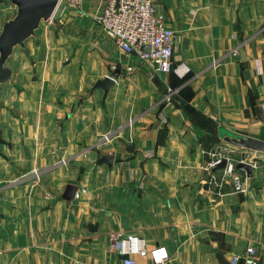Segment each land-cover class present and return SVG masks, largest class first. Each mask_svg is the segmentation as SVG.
Returning <instances> with one entry per match:
<instances>
[{
	"label": "crops",
	"instance_id": "crops-1",
	"mask_svg": "<svg viewBox=\"0 0 264 264\" xmlns=\"http://www.w3.org/2000/svg\"><path fill=\"white\" fill-rule=\"evenodd\" d=\"M99 1L83 0L76 22L90 27L99 50L87 73L118 70L107 91L78 99L69 88L17 82L14 56L31 55L46 71L56 60L33 41L38 34L10 55V109L0 105V264H121L112 231L164 247L158 264H230L248 246L264 264V159L220 134L264 142V0H153L174 30V64L189 67L183 75L120 50L92 19ZM227 144L232 159L252 156L257 167L246 191L226 180L215 197L205 165ZM99 155H113L112 164H98ZM68 183L79 190L72 200L62 198Z\"/></svg>",
	"mask_w": 264,
	"mask_h": 264
},
{
	"label": "built area",
	"instance_id": "built-area-1",
	"mask_svg": "<svg viewBox=\"0 0 264 264\" xmlns=\"http://www.w3.org/2000/svg\"><path fill=\"white\" fill-rule=\"evenodd\" d=\"M62 2L79 8L83 0H58L57 7ZM92 19L114 39L120 50L149 62L156 71L168 72L176 69L183 75L189 69L184 62L174 64V30L164 24L163 14L156 10L153 0H100L92 14ZM233 53L238 54V50L235 48ZM180 66L184 67L183 70H179ZM172 92L173 90L169 88L166 97L169 98ZM231 148L230 145L227 147L221 145L205 165L207 180L214 186L212 195L215 197L221 195L226 180L231 181L237 191H246L249 178L246 173L242 175L237 172L236 163H249L252 169L257 167V162L252 156L246 155L237 161L232 159ZM223 160L226 161V165L216 169L219 171V174H216V170L212 169ZM60 161L64 163V160ZM78 193L79 190L76 189L74 196H78ZM109 239L110 249L120 256L121 264H137L134 259L136 255L149 257L154 264L168 258L164 247L148 249L145 238L136 233L112 231L109 233ZM258 262L259 257L253 246L246 247L243 253L233 255L230 260V264H258Z\"/></svg>",
	"mask_w": 264,
	"mask_h": 264
},
{
	"label": "rangeland",
	"instance_id": "rangeland-1",
	"mask_svg": "<svg viewBox=\"0 0 264 264\" xmlns=\"http://www.w3.org/2000/svg\"><path fill=\"white\" fill-rule=\"evenodd\" d=\"M0 1H2L1 7H3V4H6V9L4 7H0V11L5 12L3 19L5 18L6 20L8 19L6 17L12 14V11L6 13L7 7L11 5L14 8L13 10H15V14L16 6L11 3L10 0ZM75 8L77 7L71 6L65 2L60 3L51 18L40 21V24L35 31V34H38L39 37L32 38L33 35L30 36L33 41H36V43L38 41H43L44 45H49V48L45 53L48 55L49 62L52 60V66L48 69V71L45 70L46 66L42 69L38 67V71L34 69L35 59L31 55H29V57H21V55H19L17 59L13 55L14 61L18 62V65L15 68L16 72L14 74L17 82L22 83L23 81L29 82L32 80L34 83L39 81V84L45 82L46 87L49 84L50 88L53 86L55 89L60 87H64L65 89L69 88L71 92L78 91V99H81V96L83 95L86 96L90 92H94L97 88L103 90L102 87L93 88L97 79L104 77L101 75L102 72L99 71L94 74L89 73V75L86 71V64L89 60L99 64V50L96 47V42L89 39L90 27H88V25H86V27L83 25L81 27L77 25L76 19L83 15V11L80 8ZM83 18L84 20L86 19L85 17ZM62 47H64L65 50ZM15 49L17 52L23 50L19 45H17ZM52 51L56 52V60L53 58L50 60ZM58 58L60 59L59 67L56 66ZM48 59H45V62L48 61ZM68 67H70V69L73 67L74 72H72L69 77H62L63 70ZM91 68H94L93 65ZM9 85V82L3 83L4 89L0 99V105L3 106L2 108L7 109H10L9 106L11 103L9 100L8 102L6 100L7 103H4V100L6 98V90ZM39 94L40 92L37 91L36 97L34 98H37Z\"/></svg>",
	"mask_w": 264,
	"mask_h": 264
},
{
	"label": "water",
	"instance_id": "water-1",
	"mask_svg": "<svg viewBox=\"0 0 264 264\" xmlns=\"http://www.w3.org/2000/svg\"><path fill=\"white\" fill-rule=\"evenodd\" d=\"M16 6L15 14L4 20L0 30V94L2 84L8 82L12 78L13 66L9 64L10 55L15 46H24L25 40L34 35L41 20L49 19L58 4V0H10ZM241 58H246L243 51H240ZM118 70L113 73L117 74ZM105 75L97 79L93 88L102 87L107 91L115 82L114 77ZM222 136L225 135L224 140L233 147L243 148L254 154L257 158L264 159V142L249 137L236 136L232 133L222 131ZM113 155H99L97 163H106L111 165L113 162ZM226 165L223 160L220 164L212 170L222 168ZM235 169L244 170L248 178L252 175V167L249 163L238 162L235 164ZM206 187V186H205ZM76 191V185L68 183L62 194L65 200H72Z\"/></svg>",
	"mask_w": 264,
	"mask_h": 264
}]
</instances>
